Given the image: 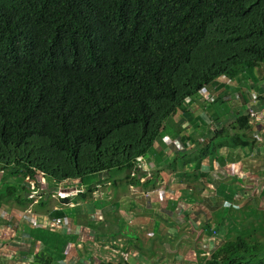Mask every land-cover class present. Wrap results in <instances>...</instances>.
<instances>
[{"label": "trees", "instance_id": "trees-1", "mask_svg": "<svg viewBox=\"0 0 264 264\" xmlns=\"http://www.w3.org/2000/svg\"><path fill=\"white\" fill-rule=\"evenodd\" d=\"M263 67L264 0H0V168H10L0 185L43 172L48 185L41 181L40 206L50 195L45 188L68 179H82L87 198L94 175L105 170L153 189L160 176L140 182L131 170L138 157L150 159L188 99L220 78L254 79ZM229 127L240 134L225 132L210 150L200 143L201 158L225 144H255L246 113ZM3 189L0 200L12 194L17 205L25 203L23 181ZM158 202L167 213L176 209L157 193ZM120 208L117 202L106 211L102 224L114 225ZM224 210L213 228L202 230L213 235L224 227L227 234L196 264H264V240L257 238L264 225L235 229V212ZM152 213L161 238L162 225L176 215L171 222Z\"/></svg>", "mask_w": 264, "mask_h": 264}, {"label": "crops", "instance_id": "crops-1", "mask_svg": "<svg viewBox=\"0 0 264 264\" xmlns=\"http://www.w3.org/2000/svg\"><path fill=\"white\" fill-rule=\"evenodd\" d=\"M254 76V79H244V81L220 78L218 83L204 88L200 95L192 100L188 99L190 102L186 105V111L179 110L170 121L171 126L167 128L169 133L165 134L169 136V139L164 140L163 144L160 140L155 141L152 154L148 156L150 158L148 163L145 165L144 158H141V161L137 162L138 167L136 166L131 170L133 172H131V178L136 173L140 177V182L154 175L160 176L157 184H160L161 181L166 183L168 178L172 185L177 186L165 191V198L169 201H175L177 210L182 211L183 214L182 220H179L177 215L180 212L176 214L174 224L181 226L182 223H191L190 216L200 209L202 205L201 198H195L197 181L208 185L210 188V194L204 195L205 189L209 190L207 186H203L205 189L202 191L203 201L206 203L207 209L205 215H215L222 205L225 206L224 209H229L231 206L235 212V229L241 227H249V230L252 227L257 229L256 225L263 224V222L257 223L255 221L256 218L264 216L262 212L258 211L255 198L257 192L264 193V178L255 189L242 192L243 196L238 194V191L244 185L251 188L253 186L252 181H248L251 183L247 184L245 178H253L257 176V173L264 175V148H262L264 147V75L259 77L254 72ZM206 96H211L214 102L206 103ZM239 113L249 115L251 136L256 139L255 144L252 147L231 148L225 144L221 147H214L212 151L208 152L207 156L201 158L202 154L198 147L200 143L203 142L210 150L214 141L225 140V132L229 131L232 134L233 132H239L240 134L241 131L235 129L230 131L229 127L230 124H234V116ZM216 126H224L225 131L223 133L213 132V128ZM168 140L179 142L181 151H178L173 145H168ZM224 152L229 153L234 159L230 161V164L225 159ZM181 153H184L187 158L183 168L174 167L171 162L163 166L160 162L162 159L158 157V154L162 158L164 156L167 158V155L170 161L175 160L177 162L180 159L178 154ZM242 157L246 159L245 166L240 167L238 161ZM259 167H263V170H259ZM154 168L161 171H153ZM183 169H187V171L184 172ZM103 172L109 171H101L94 175L92 182L94 183L97 180V182H100L97 184H106L111 181L115 183V179L119 177L110 172L109 177L97 179V175ZM175 179H179V182H174ZM33 180L37 183L43 181L45 186L48 185L44 174L40 171L34 175ZM81 180L80 178L66 180L70 184L68 187L60 186L62 182H52L51 187L45 188L50 193L46 202L42 205H47L45 210L39 205L43 194L35 186L28 188L29 192L26 194L23 205H17L12 194H9L6 199L0 200V264H99V261L106 259L107 250L110 249L109 242L116 248L114 253L124 256L122 258L127 260L126 264H131V255L137 257L139 254H141L140 259L136 261V264L155 263V260L152 262V259L147 262L142 254V247L139 242L140 239L143 245L153 242H150V240H154L152 238L155 235L154 226L150 228L149 234H145L144 226L141 228V225H139V228H134L136 226L131 225V223H140L139 221L134 219L129 224L120 215L114 225L104 226L102 223L107 218L105 212L109 211L118 201L112 202L110 209L102 210L100 214L96 212L93 204L89 203L87 209L95 210L94 213L98 215L95 219L89 218L93 214L84 217L85 210L83 209L82 200L86 199L83 196L86 187ZM128 181L131 180L128 179ZM40 185L44 186L42 182ZM226 186L230 188L225 189ZM78 189L83 190L81 194ZM57 191L61 192L58 193ZM230 193H233V195L228 198ZM244 196V201H238L239 197ZM190 199L194 200L190 201ZM185 200H188V202H183ZM138 204V200H133L132 204L129 205V213ZM196 205H198L197 208ZM184 206H187V208L183 209ZM42 209V214H39L38 210ZM148 209H152V205ZM20 210H24L28 214L24 220L14 224L6 221L8 214L14 217ZM183 211L188 214L187 220L184 219ZM58 213L62 215L58 216L60 215ZM85 218L87 219L86 224L79 222ZM239 218L241 219L238 220ZM108 220L109 222L112 221L110 217ZM90 221L95 224V227H92L93 229L88 226ZM189 223L187 224L188 227ZM220 228L223 229L224 234H227L228 231L224 227ZM123 229L124 231H122ZM87 231L91 236L90 240H86L84 236V232ZM206 231L208 232V229ZM212 231H215V229H212ZM258 231L261 232V228ZM203 232L204 230L198 234L197 240L200 239L206 243V239H208L209 243L205 246L207 251L201 247L203 246L202 242L198 244L196 252L199 253L196 256L197 258L199 254L202 258L209 257L212 251L223 241V239L219 240L215 237L218 230L213 235L206 234L204 237L203 235L200 237ZM168 233L170 234V231ZM155 240L161 241L157 237H155ZM53 243L60 245V250H56ZM65 244H67L65 251L69 248L68 253L63 252ZM183 255V253H178L176 258H171V260H184L186 258ZM62 257L65 259H62ZM113 257H116V255H113ZM108 263L111 262L104 264ZM196 263L189 262V264ZM181 264L184 263L181 262Z\"/></svg>", "mask_w": 264, "mask_h": 264}, {"label": "rangeland", "instance_id": "rangeland-1", "mask_svg": "<svg viewBox=\"0 0 264 264\" xmlns=\"http://www.w3.org/2000/svg\"><path fill=\"white\" fill-rule=\"evenodd\" d=\"M264 68V67H263ZM263 68H256L254 70L255 75L262 77L264 75V69ZM226 80V79H224ZM235 80V79H234ZM214 102L211 98V96H206V103H211ZM167 133H164L163 137L160 140V142H162V144L164 143V140L169 139L168 135H165ZM264 148V147H262ZM178 151H181L178 150ZM180 156V159L176 162L175 160L170 161L168 156L166 155L167 158H165V156L162 158V156L160 154H158V157H160V159H162V165H168V163H172L171 165L177 166L178 168H183L185 165V161L187 160V158L185 157L184 153L178 154ZM225 159L229 162V164L231 163V160H234L232 158V156L229 153L224 152L223 153ZM147 160V158H145ZM245 158L242 157L239 159V166L243 167L245 166ZM148 162V160H147ZM259 170H263V167H259ZM184 172L187 171V169H183ZM110 172H103L100 175H97L95 177V179H99V178H107L109 177ZM235 176H237V174H235ZM264 178L263 174H258L257 176H254L253 178H245L246 183H251L248 181H252L253 186L252 188L249 186L244 185L242 187L241 190L238 191V194L243 196L241 193L248 190V189H255L259 183L262 182ZM1 180V177H0ZM22 181V177L21 175L18 176H10L9 179L5 182V184H1L0 185V192H2V190L4 191L3 187L6 185H10L12 187L18 186L20 184V182ZM110 181V180H108ZM167 182H162L160 184H157L155 188L153 189H145L144 187H142L141 185H135L133 184L131 181H128V179L126 178V176L122 173L121 176L117 177L116 182L113 183L112 181L110 183H106V184H97L100 182H97V180L94 183H91L90 185L93 186L94 190L89 192L88 194H90L89 196H87L86 199L82 200V204H83V209L85 210V214L86 215H92L89 216V218L91 219H95V217L100 214V212H102V210H109L110 206L112 205V202H116L118 201L121 204V208L119 211V215L129 224L131 223L132 220L135 219V221H139L140 223L136 222V223H131L132 226H136L134 228H139V225H141V228L144 226L145 229V234H149L150 233V228L152 226H154V221L153 218L150 216L151 212L148 213V211H152V214H163L165 215L167 218H169L171 222H173V220L175 219V215L177 214L178 210L177 208L174 209L173 211H169L168 213L165 211V206L164 204H161L160 202L156 203V197H157V193L158 196H160V198H164L166 197V193L165 191H168V189L170 188H176V185H172V183L168 180H166ZM179 182V179H175L174 182ZM158 183V181H157ZM197 184V188L195 191V198H201L200 201L202 202V205L200 206V209L197 210L194 215H191L190 218L192 220L191 223H189V227L187 225V223H182L180 229H178L177 227H175L174 223H171V225L167 226V224H163L161 227V232H158V234H160L161 241H156L155 237H157L156 233L154 236H152V238L154 240H150V243H147L145 245H143V242L140 239V246L142 247V254L145 256L147 262L148 260L152 259V262L155 260L154 264H181V262H183L184 264H189L188 262L191 263H196V259H197V248H198V244L202 242L201 246L202 248H204L207 251V248L205 247L208 243L209 240H207L206 243H204V241L202 240H197V232H201L203 229V224L206 223L208 225H210L211 228H213L215 226V223L217 222V219L219 216H222L223 212L225 211L224 208L225 206H220L219 209V214L218 212L214 215H205L207 213V209H206V203L203 201V193L202 191H204L205 188H203V186H207L209 190L205 189L204 191V195L205 194H210V188L208 185H204L202 182H196ZM70 184H68V182L66 181L63 184H60V186L62 187H68ZM235 184L233 183V186ZM80 190V194L82 193V189H78ZM147 190H152L151 191V195L150 196H146L145 193ZM156 192V193H154ZM193 192V191H192ZM218 197V196H217ZM167 199V198H166ZM245 196L244 197H239L238 201H244ZM133 200H138L139 204L136 206V208L129 213V205L132 203ZM194 199H190V201H192ZM172 201V200H171ZM185 203L188 202V200L183 201ZM89 203L93 204V206H95L96 208V212H98V214L96 215L93 211H91V209H87V206H89ZM141 203H143L144 205H142ZM154 204V205H153ZM255 204H257L258 206V211L262 212L264 214V193H262L261 191L257 192V196L255 198ZM152 205V209H148L149 206ZM198 205H196L197 208ZM187 206H184L183 209H186ZM45 210V209H44ZM89 210V211H86ZM43 210H38L39 214H42ZM184 212V211H183ZM172 213V214H170ZM218 214V216H217ZM179 220H182V213L181 214H177ZM205 215V216H204ZM20 214H16V218H15V223L20 221ZM241 218H239L238 220H240ZM255 221L257 223L259 222H263L264 225V216L263 217H259L256 218ZM87 223V219H83V224ZM188 227V228H187ZM126 230V229H125ZM197 230V231H196ZM124 231V229L122 230ZM168 231H170V234L168 233ZM196 231V232H195ZM207 233H203V237L204 235H206ZM169 235V237H168ZM84 236L86 237V240H90V234L89 232H84ZM215 237L219 238V240L224 239V231L222 228L218 229V232L215 234ZM110 238V237H109ZM257 238L264 240V234L262 233H258ZM148 241V240H147ZM220 243V241H218ZM54 244V243H53ZM109 246L110 249L107 250V256L105 260H101L99 261V263L103 262V263H107V262H111V263H115V264H126V261L124 258V256L122 255H118V253H114L115 252V246H113L110 242H109ZM54 247L56 250H60V245L58 244H54ZM187 248V249H186ZM132 252H134V250H132ZM178 253H183L184 257L186 259L184 260H179V261H173L171 260V258L175 259L176 255ZM113 255L116 257H113ZM140 255L139 254L137 257L131 255L130 260H132V262H130L131 264H136L139 259H140ZM183 257V258H184ZM134 258V259H132ZM118 259V260H117ZM140 264V263H139Z\"/></svg>", "mask_w": 264, "mask_h": 264}, {"label": "clouds", "instance_id": "clouds-1", "mask_svg": "<svg viewBox=\"0 0 264 264\" xmlns=\"http://www.w3.org/2000/svg\"><path fill=\"white\" fill-rule=\"evenodd\" d=\"M249 112V111H248ZM249 115H250V112H249ZM250 118H251V116H250ZM169 142H167V144L169 145L171 142H173V140L172 141H170V140H168ZM144 162H145V165L148 163L146 160H144ZM137 167H138V164H137ZM9 171H10V168L9 167H6V168H0V177H2V174H3V172H4V174L6 173V172H8L9 173ZM38 172V171H37ZM36 172V173H37ZM41 172V171H40ZM43 173V172H42ZM10 174V173H9ZM14 176V175H13ZM23 180V184H24V186H25V189H26V194H28V188L29 187H31L32 186V184H33V186H35V184H38L37 182H35L34 180H33V178H29V177H25V178H22ZM21 212H26V211H24V210H20V212H19V214H20V216H21ZM15 218H16V216H12V219H13V221H12V223L14 224L15 223ZM21 220V219H20ZM6 221L9 223V221L6 219Z\"/></svg>", "mask_w": 264, "mask_h": 264}, {"label": "built area", "instance_id": "built-area-1", "mask_svg": "<svg viewBox=\"0 0 264 264\" xmlns=\"http://www.w3.org/2000/svg\"><path fill=\"white\" fill-rule=\"evenodd\" d=\"M202 91V90H201ZM169 145H173L176 149H178V150H180V147H181V144L179 143V142H177V141H173V142H171ZM141 161V158L140 157H138L137 158V162H140ZM147 167V166H146ZM148 169V168H147ZM146 171V170H145ZM147 173H149V172H147ZM146 173V174H147ZM150 175V174H149ZM143 177V176H142ZM146 179H148V178H146ZM146 179H144L143 181H145ZM143 181H141V182H143ZM31 187H34L33 186V184H32V186ZM41 188L43 189V187H39L38 189H40L41 190ZM151 191L152 190H147L146 191V193H145V195L146 196H150L151 195ZM58 193H60L61 191H57ZM28 214H27V212H21V216H19L20 217V219L21 220H24L25 219V217L27 216ZM15 216H16V214H15ZM43 226H45L44 224H43ZM65 252H69V248L67 249V251H65Z\"/></svg>", "mask_w": 264, "mask_h": 264}]
</instances>
